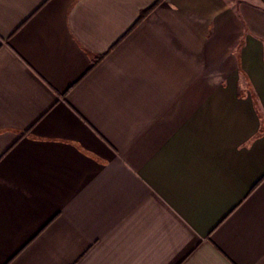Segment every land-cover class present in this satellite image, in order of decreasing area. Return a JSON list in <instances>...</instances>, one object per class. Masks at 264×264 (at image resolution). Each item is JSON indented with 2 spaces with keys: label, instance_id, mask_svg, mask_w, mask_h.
I'll list each match as a JSON object with an SVG mask.
<instances>
[{
  "label": "crops",
  "instance_id": "crops-1",
  "mask_svg": "<svg viewBox=\"0 0 264 264\" xmlns=\"http://www.w3.org/2000/svg\"><path fill=\"white\" fill-rule=\"evenodd\" d=\"M0 264H264V0H0Z\"/></svg>",
  "mask_w": 264,
  "mask_h": 264
}]
</instances>
